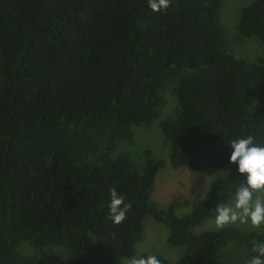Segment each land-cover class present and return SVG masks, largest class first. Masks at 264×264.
Here are the masks:
<instances>
[{
    "label": "trees",
    "instance_id": "1",
    "mask_svg": "<svg viewBox=\"0 0 264 264\" xmlns=\"http://www.w3.org/2000/svg\"><path fill=\"white\" fill-rule=\"evenodd\" d=\"M221 12L222 0L164 12L147 0H0V264H123L147 216L183 247L155 254L161 264L255 255L264 228L196 231L242 182L228 142H264V0L240 10L232 37L254 60L226 49ZM155 121L171 168L210 177L186 214L161 204L165 160L119 149ZM110 188L132 205L120 224Z\"/></svg>",
    "mask_w": 264,
    "mask_h": 264
},
{
    "label": "rangeland",
    "instance_id": "2",
    "mask_svg": "<svg viewBox=\"0 0 264 264\" xmlns=\"http://www.w3.org/2000/svg\"><path fill=\"white\" fill-rule=\"evenodd\" d=\"M252 1L253 0H222L221 12V19L225 30L226 49L230 53L248 60H254L250 57L252 56L251 50L245 46L234 43L232 37L236 34L235 25L240 10L247 7ZM259 52L261 53L262 49H260ZM162 145V133L158 126V121H155L148 129H137V135L133 138V142L121 143L119 149L125 150L130 155L134 156L141 147H149L155 156L165 160L164 165L156 173L154 186L156 187L159 185V188L169 195L171 203L162 202V205L171 207V209L179 215L186 214L191 211L195 200L202 199L207 195L208 185L205 190L204 186L205 181L208 182L210 177L191 173L185 167L174 170L167 160L168 148H161ZM232 199L229 200L228 203H231ZM214 220L215 218L204 220L198 225L196 231L199 229V231L202 232L214 227V229H218ZM230 226L249 230L264 228V225L256 228L252 227L250 224H240L239 222L230 224ZM142 227V236L135 245L136 253L134 255H140L141 253L158 254L170 260H175L180 256L183 247L170 246L167 244L166 237L168 230L163 224L156 222L152 216H147L142 221ZM127 261L128 259H126L123 264H127Z\"/></svg>",
    "mask_w": 264,
    "mask_h": 264
},
{
    "label": "clouds",
    "instance_id": "3",
    "mask_svg": "<svg viewBox=\"0 0 264 264\" xmlns=\"http://www.w3.org/2000/svg\"><path fill=\"white\" fill-rule=\"evenodd\" d=\"M170 3L171 0H147V6L152 12H164ZM228 143V163L236 166L242 182L236 186L231 203H218L216 206L215 225L223 228L239 222L259 228L264 225V197L260 195L264 193V142L247 135ZM107 207L108 219L114 224H120L126 219L132 205L126 203L125 197L115 188H110ZM251 251L255 255L247 264H264V241L254 240ZM127 264H161V261L154 254H141L129 257Z\"/></svg>",
    "mask_w": 264,
    "mask_h": 264
}]
</instances>
